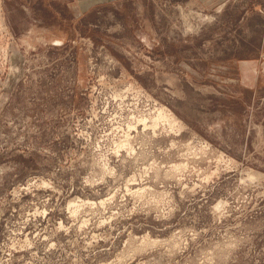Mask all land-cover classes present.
<instances>
[{
    "label": "rangeland",
    "instance_id": "374dc122",
    "mask_svg": "<svg viewBox=\"0 0 264 264\" xmlns=\"http://www.w3.org/2000/svg\"><path fill=\"white\" fill-rule=\"evenodd\" d=\"M0 264H264V0H0Z\"/></svg>",
    "mask_w": 264,
    "mask_h": 264
}]
</instances>
